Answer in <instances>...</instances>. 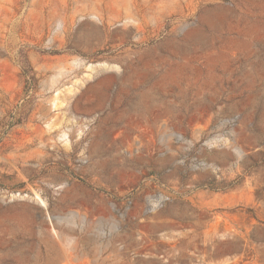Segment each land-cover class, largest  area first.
<instances>
[{
  "label": "rangeland",
  "instance_id": "rangeland-1",
  "mask_svg": "<svg viewBox=\"0 0 264 264\" xmlns=\"http://www.w3.org/2000/svg\"><path fill=\"white\" fill-rule=\"evenodd\" d=\"M0 264H264V0H0Z\"/></svg>",
  "mask_w": 264,
  "mask_h": 264
},
{
  "label": "bare ground",
  "instance_id": "bare-ground-1",
  "mask_svg": "<svg viewBox=\"0 0 264 264\" xmlns=\"http://www.w3.org/2000/svg\"><path fill=\"white\" fill-rule=\"evenodd\" d=\"M58 134H59V133H58ZM63 135H64V134H63ZM66 136H67V135H66ZM62 137H63V136H62ZM65 141H66V139H65ZM63 142H64V141H63ZM66 144L68 145V142H67ZM68 146H69V145H68ZM67 148H68V147H67ZM69 148H70V147H69ZM69 148H68V149H69ZM91 154H92V153H91ZM92 158H93V157H92Z\"/></svg>",
  "mask_w": 264,
  "mask_h": 264
}]
</instances>
